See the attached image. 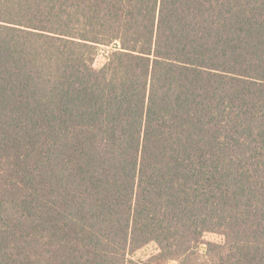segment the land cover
Listing matches in <instances>:
<instances>
[{"label":"trees","instance_id":"1","mask_svg":"<svg viewBox=\"0 0 264 264\" xmlns=\"http://www.w3.org/2000/svg\"><path fill=\"white\" fill-rule=\"evenodd\" d=\"M169 262L264 264V0H0V264Z\"/></svg>","mask_w":264,"mask_h":264},{"label":"rangeland","instance_id":"2","mask_svg":"<svg viewBox=\"0 0 264 264\" xmlns=\"http://www.w3.org/2000/svg\"><path fill=\"white\" fill-rule=\"evenodd\" d=\"M111 51L110 48H101L100 50V55L96 60L95 66L97 68H99L100 66L103 65V63L106 60V56L108 55V53ZM205 241L207 242H216V243H220L222 242V237L217 235V234H213V233H208L205 235ZM160 252L158 246L155 243H150L149 245L143 247L142 249L138 250L137 252H135L133 254V258L136 260H147L150 257H153L155 255H158V253ZM164 264H176L175 262H169V263H164Z\"/></svg>","mask_w":264,"mask_h":264}]
</instances>
